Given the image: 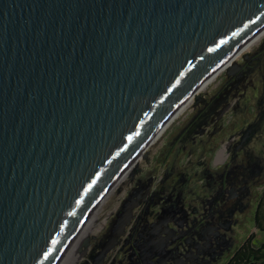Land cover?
<instances>
[{
    "label": "water",
    "instance_id": "95a60500",
    "mask_svg": "<svg viewBox=\"0 0 264 264\" xmlns=\"http://www.w3.org/2000/svg\"><path fill=\"white\" fill-rule=\"evenodd\" d=\"M263 33L264 0H0V264H60Z\"/></svg>",
    "mask_w": 264,
    "mask_h": 264
},
{
    "label": "flooded vegetation",
    "instance_id": "af4514ba",
    "mask_svg": "<svg viewBox=\"0 0 264 264\" xmlns=\"http://www.w3.org/2000/svg\"><path fill=\"white\" fill-rule=\"evenodd\" d=\"M194 99L108 194L69 264H228L263 241L248 228L264 225V33Z\"/></svg>",
    "mask_w": 264,
    "mask_h": 264
},
{
    "label": "trees",
    "instance_id": "16d2710c",
    "mask_svg": "<svg viewBox=\"0 0 264 264\" xmlns=\"http://www.w3.org/2000/svg\"><path fill=\"white\" fill-rule=\"evenodd\" d=\"M264 231V225H258ZM228 264H264V240L255 244L247 241Z\"/></svg>",
    "mask_w": 264,
    "mask_h": 264
},
{
    "label": "bare ground",
    "instance_id": "6f19581e",
    "mask_svg": "<svg viewBox=\"0 0 264 264\" xmlns=\"http://www.w3.org/2000/svg\"><path fill=\"white\" fill-rule=\"evenodd\" d=\"M117 186V185H116ZM115 186V187H116ZM115 187H113V189H115ZM112 189V190H113ZM98 211V209L91 215L90 219L86 222V224L81 228L78 236L73 240V242L71 243L69 249L66 251V253L64 254L62 260L60 261V264H69L71 263L75 258L72 257L74 256V252L77 251V247L80 243V241L82 240V238H84L87 235V232L90 229V224L95 216V213ZM75 249V250H73ZM73 250V251H72ZM74 253V254H73Z\"/></svg>",
    "mask_w": 264,
    "mask_h": 264
},
{
    "label": "rangeland",
    "instance_id": "374dc122",
    "mask_svg": "<svg viewBox=\"0 0 264 264\" xmlns=\"http://www.w3.org/2000/svg\"><path fill=\"white\" fill-rule=\"evenodd\" d=\"M212 84H213V82H211V83L209 84V87H210ZM194 100H195V99H194ZM187 108H188V107H187ZM187 108H185V110H184L180 115H178V116H177V117L171 122V124H170L169 127L165 130V132H163L162 135H161V136L155 141V143H153V144L149 147V150H152V149L157 145V143L159 142V140H160L161 138L165 137L166 133H168V132L174 127V125H175L178 121H180V120L183 118V116H185L186 111H187ZM120 186H121V185H120ZM103 206H104V205H102V207L100 208V212H102ZM250 231H254V233H255L256 236H257V239H259V240H264V232L258 230L254 225H252V226H250V227L248 228V232H250Z\"/></svg>",
    "mask_w": 264,
    "mask_h": 264
}]
</instances>
